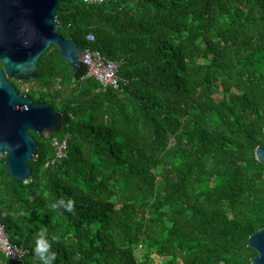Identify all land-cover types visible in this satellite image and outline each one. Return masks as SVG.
Instances as JSON below:
<instances>
[{
  "label": "trees",
  "instance_id": "1",
  "mask_svg": "<svg viewBox=\"0 0 264 264\" xmlns=\"http://www.w3.org/2000/svg\"><path fill=\"white\" fill-rule=\"evenodd\" d=\"M54 18L119 61L120 80L103 89L82 64L73 76L54 45L35 79L11 80L62 123L29 132L26 182L0 156V221L28 251L0 264H39L41 229L54 264H250L264 226V0H61ZM60 199L74 211L53 209Z\"/></svg>",
  "mask_w": 264,
  "mask_h": 264
},
{
  "label": "water",
  "instance_id": "2",
  "mask_svg": "<svg viewBox=\"0 0 264 264\" xmlns=\"http://www.w3.org/2000/svg\"><path fill=\"white\" fill-rule=\"evenodd\" d=\"M60 2L0 0V156L5 155L9 177L20 182L30 177L27 162L37 149L29 132L44 136L58 132L62 113L19 92L11 80L35 79L39 57L52 45L59 49L73 76L81 65L83 50L74 39L55 32L54 15ZM254 154L264 163V147H256ZM247 246L256 251L250 264H264V226L248 237Z\"/></svg>",
  "mask_w": 264,
  "mask_h": 264
},
{
  "label": "built area",
  "instance_id": "3",
  "mask_svg": "<svg viewBox=\"0 0 264 264\" xmlns=\"http://www.w3.org/2000/svg\"><path fill=\"white\" fill-rule=\"evenodd\" d=\"M85 3H101L108 0H82ZM86 39L88 41L93 40L92 34H87ZM119 61H114L105 58L100 51L94 49L83 50L81 57V64L86 68V75L92 76L99 85L104 89L107 87H118L120 78L117 75V68ZM24 93L27 91V87H22ZM52 145L55 148V157H61L62 150L64 148V142H58L53 139ZM26 249H22L15 244L11 243L5 232L4 226L0 221V253L8 260L20 261L26 254Z\"/></svg>",
  "mask_w": 264,
  "mask_h": 264
},
{
  "label": "clouds",
  "instance_id": "4",
  "mask_svg": "<svg viewBox=\"0 0 264 264\" xmlns=\"http://www.w3.org/2000/svg\"><path fill=\"white\" fill-rule=\"evenodd\" d=\"M51 207L53 209L63 208L65 211L72 213L74 211V202L70 199L68 201L60 199L52 203ZM55 239V237H52V241H55ZM52 241L48 239L47 230L41 229L35 240V247L33 249L39 264H54L56 253L52 251Z\"/></svg>",
  "mask_w": 264,
  "mask_h": 264
},
{
  "label": "rangeland",
  "instance_id": "5",
  "mask_svg": "<svg viewBox=\"0 0 264 264\" xmlns=\"http://www.w3.org/2000/svg\"><path fill=\"white\" fill-rule=\"evenodd\" d=\"M15 83H16V85L18 86V87H21L23 84L22 83H19V82H17V81H15ZM36 87L34 86V89H35ZM36 90V89H35ZM34 90V91H35ZM153 258L154 259H156V257L155 256H153Z\"/></svg>",
  "mask_w": 264,
  "mask_h": 264
},
{
  "label": "flooded vegetation",
  "instance_id": "6",
  "mask_svg": "<svg viewBox=\"0 0 264 264\" xmlns=\"http://www.w3.org/2000/svg\"><path fill=\"white\" fill-rule=\"evenodd\" d=\"M18 82V81H17ZM20 83V82H19Z\"/></svg>",
  "mask_w": 264,
  "mask_h": 264
}]
</instances>
